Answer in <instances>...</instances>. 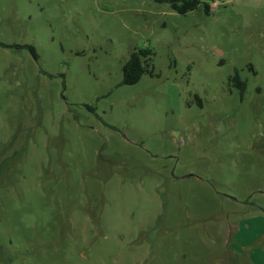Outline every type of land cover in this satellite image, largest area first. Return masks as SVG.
<instances>
[{
  "label": "rangeland",
  "instance_id": "rangeland-1",
  "mask_svg": "<svg viewBox=\"0 0 264 264\" xmlns=\"http://www.w3.org/2000/svg\"><path fill=\"white\" fill-rule=\"evenodd\" d=\"M0 264H264V0H0Z\"/></svg>",
  "mask_w": 264,
  "mask_h": 264
},
{
  "label": "trees",
  "instance_id": "trees-1",
  "mask_svg": "<svg viewBox=\"0 0 264 264\" xmlns=\"http://www.w3.org/2000/svg\"><path fill=\"white\" fill-rule=\"evenodd\" d=\"M156 3H164L169 5L171 9L179 14H185L203 5L205 10L208 11L210 3H214L217 0H153ZM4 45V44H2ZM30 52L37 57L35 50L32 46L29 47ZM151 56L152 50L150 48H138L133 49L127 60L122 65V84L130 85L136 83L141 76L150 72L151 70ZM232 85L239 87L241 90L245 88V81L241 80L237 73L230 77Z\"/></svg>",
  "mask_w": 264,
  "mask_h": 264
}]
</instances>
